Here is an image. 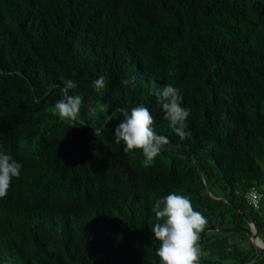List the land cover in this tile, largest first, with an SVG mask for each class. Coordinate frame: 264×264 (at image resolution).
I'll list each match as a JSON object with an SVG mask.
<instances>
[{
    "label": "trees",
    "instance_id": "obj_1",
    "mask_svg": "<svg viewBox=\"0 0 264 264\" xmlns=\"http://www.w3.org/2000/svg\"><path fill=\"white\" fill-rule=\"evenodd\" d=\"M68 79L84 125L53 115ZM168 84L190 111L183 140L150 94ZM136 106L169 141L151 166L115 142ZM0 152L22 164L0 198V264H158L152 207L173 192L205 227L247 216L261 237L245 193L264 161V0H0ZM236 232H206L200 264H255Z\"/></svg>",
    "mask_w": 264,
    "mask_h": 264
},
{
    "label": "clouds",
    "instance_id": "obj_2",
    "mask_svg": "<svg viewBox=\"0 0 264 264\" xmlns=\"http://www.w3.org/2000/svg\"><path fill=\"white\" fill-rule=\"evenodd\" d=\"M134 82L135 76H131L123 80L122 84L131 86ZM107 83L106 77L101 75L93 81L92 86L100 92L106 88ZM76 87L74 80H65L63 82L64 98L57 100L53 107V115H57L61 121L70 122L72 126L86 124L84 120L79 119L83 104L82 96L69 94V90ZM150 94L156 96L157 102L164 110V118L175 134L181 140L190 137L191 133L186 131L190 111L181 106L180 90L168 84L162 90H156ZM89 112L92 116H97L105 112V108L103 105L98 108L90 107ZM153 124L154 117L149 109L136 106L130 113L127 111L123 113V119L114 129L115 142L123 143L125 153L141 151L145 166H151L169 142L167 137L156 134ZM21 168L22 164L16 162L10 154L0 152V198L7 196L12 180L19 178ZM248 199L249 203L258 208L259 201L264 199V193L252 192ZM152 212L156 223L151 231L155 239L159 241L156 255L159 257L160 264H200L202 257L209 255L202 249L199 242L200 234L205 230L207 218L201 212L194 210L187 196L175 192L169 193L163 199H157L154 202Z\"/></svg>",
    "mask_w": 264,
    "mask_h": 264
},
{
    "label": "water",
    "instance_id": "obj_3",
    "mask_svg": "<svg viewBox=\"0 0 264 264\" xmlns=\"http://www.w3.org/2000/svg\"><path fill=\"white\" fill-rule=\"evenodd\" d=\"M203 180L205 182V187L206 190L208 191V186L206 183V180L203 177ZM245 221L247 222V226H207L205 227V230L200 234V241H202V238L204 236V234L208 231H220L223 233L226 232H232V231H241L246 235L247 241L248 243L253 246L254 248H256L257 250H262L264 251V242L260 239L259 237V230H258V226L247 216H244ZM256 240H259L261 243H263V245H259L257 243ZM160 264V263H158Z\"/></svg>",
    "mask_w": 264,
    "mask_h": 264
},
{
    "label": "rangeland",
    "instance_id": "obj_4",
    "mask_svg": "<svg viewBox=\"0 0 264 264\" xmlns=\"http://www.w3.org/2000/svg\"><path fill=\"white\" fill-rule=\"evenodd\" d=\"M259 165H260V168H261V170H262V179H261V182H260V184H259V187H260V189L263 191V193H264V161H259ZM261 212L262 213H264V199H263V201H262V203H261ZM243 223V222H242ZM244 223L245 224H247L246 223V221H244ZM243 223V224H244ZM242 224V225H243ZM239 226V225H238ZM260 238H261V240H262V238H263V236H264V230L262 231V232H260ZM233 237V239H235V238H239V237H242L243 239H245V241L247 242V244L244 242V245H243V247H240L239 248V250H242L243 248H247V249H249L251 252H252V250H253V254H254V256L256 257V261H255V264H264V251H262V250H257L256 248H254L253 246H252V248H251V245L248 243V241H247V238H246V235L245 234H240V233H238V232H236V233H234V235L232 236ZM263 241V240H262ZM204 258H207V259H209V258H211V257H202V259H204Z\"/></svg>",
    "mask_w": 264,
    "mask_h": 264
},
{
    "label": "built area",
    "instance_id": "obj_5",
    "mask_svg": "<svg viewBox=\"0 0 264 264\" xmlns=\"http://www.w3.org/2000/svg\"><path fill=\"white\" fill-rule=\"evenodd\" d=\"M252 192H260V193H262V192H261V190L258 189V187H256V186H252V187H251V188L245 193V199H246L248 205H249L253 210H258V209H260V207H261V201H262V199L259 201V207H258V208L254 207L251 203H249V199H248L249 194L252 193Z\"/></svg>",
    "mask_w": 264,
    "mask_h": 264
},
{
    "label": "bare ground",
    "instance_id": "obj_6",
    "mask_svg": "<svg viewBox=\"0 0 264 264\" xmlns=\"http://www.w3.org/2000/svg\"><path fill=\"white\" fill-rule=\"evenodd\" d=\"M257 241V243L259 244V245H263V243H261L259 240H256Z\"/></svg>",
    "mask_w": 264,
    "mask_h": 264
},
{
    "label": "flooded vegetation",
    "instance_id": "obj_7",
    "mask_svg": "<svg viewBox=\"0 0 264 264\" xmlns=\"http://www.w3.org/2000/svg\"><path fill=\"white\" fill-rule=\"evenodd\" d=\"M247 223V222H246ZM243 226H245V225H243Z\"/></svg>",
    "mask_w": 264,
    "mask_h": 264
},
{
    "label": "crops",
    "instance_id": "obj_8",
    "mask_svg": "<svg viewBox=\"0 0 264 264\" xmlns=\"http://www.w3.org/2000/svg\"><path fill=\"white\" fill-rule=\"evenodd\" d=\"M262 201H263V199H262Z\"/></svg>",
    "mask_w": 264,
    "mask_h": 264
}]
</instances>
